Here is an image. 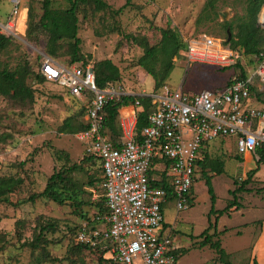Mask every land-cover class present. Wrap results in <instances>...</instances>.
Masks as SVG:
<instances>
[{"label": "rangeland", "instance_id": "obj_1", "mask_svg": "<svg viewBox=\"0 0 264 264\" xmlns=\"http://www.w3.org/2000/svg\"><path fill=\"white\" fill-rule=\"evenodd\" d=\"M102 1L109 7L96 9L94 2L88 0L80 2L76 8L80 53L92 66L110 59L120 72L114 84L127 91L141 88L137 94L140 96L160 88L154 90L153 78L136 64L143 48L135 38L155 44L160 38V29L170 27L176 30L183 43L202 33L225 42L236 32V23L245 17L247 6V0H217L213 10L205 11L208 0H129L120 12H116L126 0ZM11 6L10 0H0V21L5 20ZM68 6L66 0H51V7ZM31 7L36 21L42 12L40 2L32 1ZM27 20L23 33L12 35L9 46L0 52L2 66L18 69L21 75H26L27 84L34 90L31 101L0 94V180L6 177L21 179L8 194V201H0V264H96L93 252L74 246V232L81 219L70 204L60 205L42 197L27 200L31 194L43 190L54 171L81 162L84 147L77 141L76 133L80 121H85L87 105V100L69 94L55 82L46 78L41 83L36 82L34 75L40 72L44 57L56 62L70 60L69 42L66 38L59 40L55 44L56 55L49 56L46 53L48 33L38 31L34 38L29 37ZM226 22H231V32ZM241 62L248 76L252 75L257 63L243 55ZM236 72L238 70L233 67L223 69L189 62L181 54L174 59V68L163 86L188 92L217 90ZM253 79L260 88L258 78ZM256 98L255 103L260 101L264 106V91ZM209 154L224 161V172L214 175L208 170L212 175L209 187L197 169L189 206L177 211L175 201L168 199L164 204V234H168L169 227L174 229L172 237L181 248L176 264H224L213 248L200 243L205 229H209L208 234L216 232L212 240H220L226 260L232 264H250L254 258L252 232L259 229V224H244L264 213V159L259 161L261 158L255 155L253 160L244 162L234 139L228 137L213 142ZM256 159L259 170L245 185L248 191L237 193L240 208L236 209V205L231 206L234 197L230 191L246 179ZM70 176L84 191L83 200L91 202L83 208L93 218L96 214L94 204L102 199L103 192L101 185L92 188L87 181L91 176L100 178L99 169L93 162L82 163V169L71 171ZM227 206L225 212L219 213ZM52 220L55 230L44 231L45 241L35 242L40 225ZM225 226L229 230H224Z\"/></svg>", "mask_w": 264, "mask_h": 264}, {"label": "built area", "instance_id": "obj_2", "mask_svg": "<svg viewBox=\"0 0 264 264\" xmlns=\"http://www.w3.org/2000/svg\"><path fill=\"white\" fill-rule=\"evenodd\" d=\"M32 1L40 0H10V16L0 24L1 33L17 35L15 18ZM181 54L189 62L215 67L241 62L243 55L205 33L189 37ZM40 70L48 81L87 100L86 128L76 138L85 153L101 161L106 211L96 217L100 225L93 229L82 222L75 241L91 247L110 242L116 264H176L179 246L171 227L164 234L163 205L171 199L177 211L189 206L196 162L209 144L228 137L234 139L238 154H255L264 148V106L253 104L255 97L248 86L256 76L264 87V56L246 80L217 90L186 92L163 86L143 95L151 105L146 124L137 131L140 111L119 116L118 140L106 133V104L129 96L127 90L119 84L99 88L90 64L64 65L44 57ZM133 104L142 107L139 98ZM161 181L169 183L170 191L153 184Z\"/></svg>", "mask_w": 264, "mask_h": 264}, {"label": "trees", "instance_id": "obj_3", "mask_svg": "<svg viewBox=\"0 0 264 264\" xmlns=\"http://www.w3.org/2000/svg\"><path fill=\"white\" fill-rule=\"evenodd\" d=\"M69 3V6L63 9H58L51 7V0H40V7L42 12L40 13L38 19L34 21V12L32 7L28 9V20H27V35L31 38H34L35 34L38 31H43L48 33V39L46 42V50L49 56H55L57 50L55 44L59 40L67 39L69 42V64L77 63L85 66L86 61L84 56L80 53V37L78 36L77 29V14L76 8L80 2H86L88 0H66ZM94 2L96 9H104L109 7V5L102 0H92ZM129 0L120 6L116 12H120L123 7L128 3ZM217 0H208L206 2L205 11L213 10L215 2ZM32 3V2H31ZM30 3V4H31ZM264 0H247L245 17L242 18L239 22L236 23V32L230 36L229 40L225 41V44H228L233 49H238L242 51L243 56L249 58V61L258 62L259 57L264 56V29L260 27L257 23L258 12L261 11L260 8ZM264 6V5H263ZM262 6V8H263ZM261 8V9H262ZM229 26L230 32L233 27L231 22L224 23ZM12 35L0 34V52L9 46L11 43ZM137 43L143 48V53L136 60L137 64L140 65L147 74H149L153 80V89L158 90L164 85V82L168 79L172 69L174 68V59L181 56V51L185 47L180 39L179 34L170 27H165L160 29V38L155 44H148L144 38L137 39ZM233 67L238 70L234 73L233 76L222 86H228L233 83L235 80H246L248 74L245 71L244 64L242 62H235L230 66L218 67V68H228ZM94 73L96 84L99 88L104 89L109 87L111 84L119 80V70L118 67L112 63L109 59H104L97 62L94 66ZM20 72L18 69H9L6 66H2L0 61V94L4 96H10L17 100H33V88L31 85H28L26 82V75H19ZM254 78V77H253ZM248 83L250 93L255 98H260L261 91H264V87L256 86L254 79ZM36 82H43L45 80L44 75L40 72H37L34 75ZM257 80V77L255 76ZM220 87V88H222ZM218 88V89H220ZM160 90V89H159ZM158 90V91H159ZM157 91V92H158ZM155 92V91H154ZM136 98H139L140 102L143 104L144 109L139 113L137 119V131L139 132L142 127L146 124V116L151 110V105L149 104V98L147 96H120L118 99H113L107 102L106 104V120H105V130L106 133L112 140L118 138L121 134L120 127L118 125V109L127 104L129 101L133 102ZM257 99V98H256ZM258 100V99H257ZM260 102V101H259ZM84 111V109H82ZM84 114V112H83ZM83 119V115H82ZM66 124H69V120L65 121ZM86 128V123L84 120L80 121V124L77 128V133ZM225 138L221 139L224 140ZM255 155L260 157L259 161L264 159V148L261 147L256 150ZM238 156V155H237ZM239 157V156H238ZM256 159V166L248 170L247 177L245 180H242L240 184L231 190L233 194V199L230 201L231 206L236 205V209L240 208V203L238 202L237 193L248 191L245 188V185L250 181L253 174L259 170V163ZM168 163L167 160H163ZM95 163L99 169L101 176L93 177L91 176L88 179V185L90 187L100 186L102 181V167L101 161L93 154H87L84 152L81 162L79 164H72L69 167H61L59 170L54 171L47 179L46 184L42 191L38 193L31 194L27 200L34 201L36 197H42L50 199L57 204H70L74 213L80 217L81 222L79 223L74 235L78 232L81 227L82 222H88L89 228L93 229L95 226L100 225L96 220L97 216H102L106 211L105 199L104 196L99 202H96V214L93 218H90L87 215V212L84 210V205H90L89 200L84 201L82 198L81 188H79L73 181L70 176L71 171L81 170L82 163ZM197 169H200L201 174L204 176L205 182L209 187L211 186V176L208 174V170L214 172V175H219L224 172V161L218 157H212L209 154V149H203V157L197 159ZM197 171V170H196ZM99 182V184H98ZM21 183L20 178L6 177L0 180V201H8V194L12 192V189ZM160 187H164L167 191H170V185L167 182H154ZM98 186V187H99ZM209 191L212 192V188H209ZM192 192V188L190 193ZM191 195V194H190ZM191 201V198H190ZM229 206H227L223 211L225 212ZM99 223V224H97ZM56 228L53 220L47 222L46 224H41L39 227L40 232L35 236V242L41 243L44 238V231L50 229L54 231ZM209 229H205L201 234L202 240L200 243L202 245H209L210 248H213L220 260L224 264H232L229 260H226L225 250L220 245V240H212V234H208ZM74 236V241H75ZM110 242H101L98 246L91 247L85 244H80L75 241L74 246L79 250H88L93 252L96 255V264H116L113 261V256L110 253L109 245ZM178 257V256H177ZM255 263V261H254Z\"/></svg>", "mask_w": 264, "mask_h": 264}, {"label": "crops", "instance_id": "obj_4", "mask_svg": "<svg viewBox=\"0 0 264 264\" xmlns=\"http://www.w3.org/2000/svg\"><path fill=\"white\" fill-rule=\"evenodd\" d=\"M30 3L31 2H28L27 5L22 6L20 11H19V13H18V15L15 18V20H18V22H17V30H18L17 34H22L24 29H25V24H26V20L28 18V9H29ZM10 11H11V9H10ZM10 11L7 13V15L5 17V20L3 22L0 21V24H4L6 22V20H8V18L10 16ZM18 26H21V27L19 28ZM57 63L64 64V65L65 64H69L67 61H62V62H57ZM138 66L140 68H142L140 65H138ZM118 70H119V68H118ZM140 89L141 88H139L138 91L129 90L128 91V93L130 94L129 96H140V95H137V94H139L141 92ZM186 92H188V91H186ZM190 92H194V91H190ZM148 94H150V92H146V94L144 93V95H148ZM141 96H143V94ZM255 102H256V100L253 99V104H256ZM133 103H134V101L133 102L129 101L127 104L121 106L118 109V115L119 116H121V115H129V114L133 113L134 111H136V112L140 111L141 112L144 109L143 104L141 105L142 107H138V106H135ZM259 103L260 102H257L256 105L257 106L262 105L261 103L260 104ZM118 125H119V119H118ZM120 136L118 138H116L115 140H118L120 138ZM212 145H213V142L211 144H209V148H211ZM253 157L254 156L252 154L245 153V154H243L241 160H244V162H246V161H248L250 159L253 160ZM249 168H251V167H249ZM163 207H164V205H163ZM234 208L235 207H232L231 210H234ZM262 210H264V208ZM253 223H258L259 224V229L256 228L255 231L253 230V232H252L253 233V239H252V245H251L252 248L251 249H252V253H253L254 258L252 259V263H250V264H264V213L260 217H256L255 220H251L250 222L245 223L244 225L252 226ZM255 225L257 226V224H255ZM164 226H166L165 223H164ZM224 230L227 231V230H229V228H227L225 226ZM220 233H222V231ZM220 233H218V234H220ZM237 234H240V233L238 232ZM171 235L172 236L174 235V229L173 228L171 230ZM180 249L181 248L179 247L178 253L180 252ZM254 261H255V263H254Z\"/></svg>", "mask_w": 264, "mask_h": 264}, {"label": "bare ground", "instance_id": "obj_5", "mask_svg": "<svg viewBox=\"0 0 264 264\" xmlns=\"http://www.w3.org/2000/svg\"><path fill=\"white\" fill-rule=\"evenodd\" d=\"M262 11H261V13H259V20L260 21H264V6H263V8L261 9Z\"/></svg>", "mask_w": 264, "mask_h": 264}, {"label": "water", "instance_id": "obj_6", "mask_svg": "<svg viewBox=\"0 0 264 264\" xmlns=\"http://www.w3.org/2000/svg\"><path fill=\"white\" fill-rule=\"evenodd\" d=\"M257 23L261 26L264 27V21H260L259 20V13H258V17H257ZM229 38V37H228ZM239 62V61H238Z\"/></svg>", "mask_w": 264, "mask_h": 264}]
</instances>
